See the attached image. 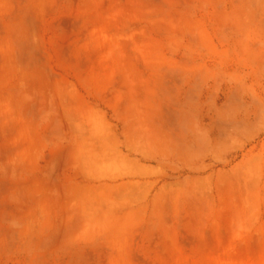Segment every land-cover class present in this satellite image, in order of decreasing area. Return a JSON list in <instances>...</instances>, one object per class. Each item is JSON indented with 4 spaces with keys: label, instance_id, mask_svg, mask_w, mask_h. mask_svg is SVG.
<instances>
[{
    "label": "crops",
    "instance_id": "0c3cea01",
    "mask_svg": "<svg viewBox=\"0 0 264 264\" xmlns=\"http://www.w3.org/2000/svg\"><path fill=\"white\" fill-rule=\"evenodd\" d=\"M140 1L0 0V264L201 254L206 212L264 224V87L247 85L264 76L194 60L207 87L205 69L170 85L169 72L143 76L118 54L92 58L88 36L124 34L125 4ZM187 1L163 0L157 16L180 19ZM218 243L237 254L247 240Z\"/></svg>",
    "mask_w": 264,
    "mask_h": 264
},
{
    "label": "rangeland",
    "instance_id": "374dc122",
    "mask_svg": "<svg viewBox=\"0 0 264 264\" xmlns=\"http://www.w3.org/2000/svg\"><path fill=\"white\" fill-rule=\"evenodd\" d=\"M161 1L156 5L152 0H142L132 9L131 4H125V17L119 21L124 34L118 37L110 35L108 38L97 33L89 35L93 46L91 57L99 59L105 57L106 53L110 57L111 54H118L120 59L140 64L143 76L166 75L164 71H167L173 76L167 83L170 85L183 86L186 70L205 69L201 74L207 87V78L212 73H208L205 66L191 68L186 65L194 60L215 62L222 76L232 70L238 80L242 76H249L250 79L264 76V0H188L184 4L188 8L180 17L181 21L173 17L167 21L159 19L157 14L165 11V4ZM92 20L93 27L95 22H100L97 18ZM232 30L235 33H230ZM115 43L119 44L118 49L114 47ZM99 44L111 47L108 51H98L95 48ZM161 62L167 67L158 66ZM247 85L248 88L251 85L254 92L264 87V83L254 81ZM238 86L244 84L238 82ZM181 92L186 91L182 89ZM179 94L176 91L168 95L164 93L163 98L167 96V100L182 96ZM185 98V105H190V102L200 104L196 96L186 95ZM233 101L238 111L242 112L237 118H243V122L244 98L238 94L237 98H232ZM255 103H259L256 98L251 106ZM169 105H173V102ZM204 222L202 229L206 249L201 254H90V257L89 254H77L76 257L72 255L71 260L73 264H264V224L254 220L253 224L245 226L243 218L238 216L236 225L228 226L229 222L216 220L214 212H206ZM234 236L247 240L246 244H238L237 254H220V251H216L224 247L218 243L220 240L227 244Z\"/></svg>",
    "mask_w": 264,
    "mask_h": 264
}]
</instances>
